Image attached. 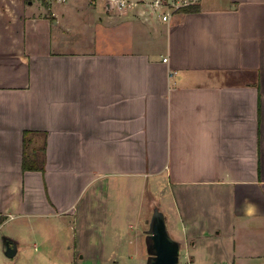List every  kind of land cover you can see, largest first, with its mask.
I'll return each mask as SVG.
<instances>
[{
	"label": "crops",
	"instance_id": "obj_1",
	"mask_svg": "<svg viewBox=\"0 0 264 264\" xmlns=\"http://www.w3.org/2000/svg\"><path fill=\"white\" fill-rule=\"evenodd\" d=\"M126 2L0 0V232L53 221L76 264L130 260L139 181L186 264H264V0Z\"/></svg>",
	"mask_w": 264,
	"mask_h": 264
},
{
	"label": "rangeland",
	"instance_id": "obj_2",
	"mask_svg": "<svg viewBox=\"0 0 264 264\" xmlns=\"http://www.w3.org/2000/svg\"><path fill=\"white\" fill-rule=\"evenodd\" d=\"M127 1H134L139 3L145 2L148 7L149 4L151 5V3L154 2V0ZM154 8L164 13L170 10V7L168 5L161 8ZM136 192V206L138 209V215L136 219H129L127 222L131 224V227L134 228V231H139L140 234L143 235L144 230H148L150 228V221L154 210L153 207L154 205H157L159 200L157 196L151 194L150 191H148L146 183L142 187V185H140V182L138 181ZM38 221H34L33 225L37 226L39 224L38 226L40 227V229H42V231L38 232L37 234L34 233L32 234V236L29 235L27 229L23 228L22 226L19 227V225H15V223L6 225L1 229L0 235L12 234L9 236H12V239L18 242L17 245L19 247V251L14 257L8 258L6 257L2 247H0V264H76L72 259L73 257L76 258L77 254H75L72 249L68 250L69 244L72 243V238L69 237L72 235L73 230L66 228H57V225L53 221H51L49 224L44 222L39 223ZM7 227L19 228L15 233H12V231L7 230ZM76 233L79 234V230H77ZM144 238L142 236L140 244L145 258L148 259L151 254L150 252H148L147 246H144ZM33 244H35V246H33ZM35 247H37V249H35ZM121 252L122 250L117 249V247H110L104 249V259L98 261L87 260L83 261V264H140V260L143 259V253L139 252L138 255L137 249L134 247H132V252L135 253V256L130 260H123ZM38 253H40V255H38ZM97 253L101 254V252ZM146 259L145 264L147 262ZM180 260L181 264H186V260H184V254L180 256Z\"/></svg>",
	"mask_w": 264,
	"mask_h": 264
},
{
	"label": "water",
	"instance_id": "obj_3",
	"mask_svg": "<svg viewBox=\"0 0 264 264\" xmlns=\"http://www.w3.org/2000/svg\"><path fill=\"white\" fill-rule=\"evenodd\" d=\"M153 209L150 228L145 237L148 252L151 254L146 264H181L182 242L170 236L162 210L157 205ZM4 247L6 257L12 258L16 255L18 247L14 240H4Z\"/></svg>",
	"mask_w": 264,
	"mask_h": 264
},
{
	"label": "trees",
	"instance_id": "obj_4",
	"mask_svg": "<svg viewBox=\"0 0 264 264\" xmlns=\"http://www.w3.org/2000/svg\"><path fill=\"white\" fill-rule=\"evenodd\" d=\"M28 2L29 0H24ZM41 4L46 7H49L48 0H40ZM199 5H190L184 6L183 8L178 9L182 12H191L198 11ZM38 134V131L35 130H24L22 134V143H23V155H22V169L32 170L36 169L41 172L44 171L45 165V142L42 140V144L37 146L34 141V135ZM44 135V134H43ZM2 218H0L1 220Z\"/></svg>",
	"mask_w": 264,
	"mask_h": 264
},
{
	"label": "built area",
	"instance_id": "obj_5",
	"mask_svg": "<svg viewBox=\"0 0 264 264\" xmlns=\"http://www.w3.org/2000/svg\"><path fill=\"white\" fill-rule=\"evenodd\" d=\"M111 4H116L118 7H124L126 5L127 0H106ZM203 0H154L152 5L156 8H161L163 6H169L172 10H178L183 8L184 6L190 5H199ZM163 3V4H162ZM162 18L166 20V15H163ZM164 61L167 59L164 58Z\"/></svg>",
	"mask_w": 264,
	"mask_h": 264
}]
</instances>
